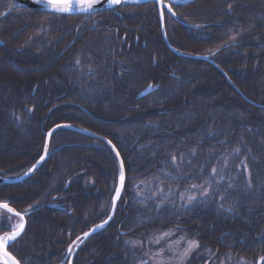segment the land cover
Wrapping results in <instances>:
<instances>
[{
	"label": "trees",
	"instance_id": "trees-1",
	"mask_svg": "<svg viewBox=\"0 0 264 264\" xmlns=\"http://www.w3.org/2000/svg\"><path fill=\"white\" fill-rule=\"evenodd\" d=\"M173 11L164 28L181 55L153 2L61 17L0 0V175L32 166L63 123L111 141L123 161L115 215L72 264H151V240L171 231L198 245L187 264L264 256V0ZM209 54L225 75L184 57ZM149 85L158 89L139 99ZM48 153L30 179L0 187V203L25 214L8 248L21 264H61L112 207L119 168L105 143L60 129Z\"/></svg>",
	"mask_w": 264,
	"mask_h": 264
},
{
	"label": "snow or ice",
	"instance_id": "snow-or-ice-1",
	"mask_svg": "<svg viewBox=\"0 0 264 264\" xmlns=\"http://www.w3.org/2000/svg\"><path fill=\"white\" fill-rule=\"evenodd\" d=\"M37 2L43 3L46 8H50L53 13L61 17H64L66 14H71L75 11H79L80 13L91 14L97 10L98 5L101 7L104 6V0H37ZM106 3L108 7H112L120 5L122 3V0H106ZM154 3L157 6L161 20L164 19L165 11L171 13L173 16L175 15V12L173 11V3H166V0H154ZM77 63H79V60H77ZM57 127H60V125H57ZM51 135V132L47 133V136L50 137ZM108 143L111 145L112 142L108 141ZM112 148L115 151V145H112ZM235 151L239 155L241 150L238 147L235 149ZM246 151H250V149H246ZM44 153V155H41L39 157L36 164H33V166L29 169V173L34 172L37 168V165L44 161L46 155L48 154L47 143H45L44 145ZM116 155L117 157H119L120 153L116 152ZM172 160L173 163H175L176 157H173ZM241 163L243 164L244 168L243 174L248 177V179L246 180V185L251 189L254 183L251 178V170L249 169V166L245 161H241ZM212 172L214 175L217 174V170L215 168L212 169ZM25 175H28V173H25ZM124 178L125 172L123 162H121V168L118 177L120 186L115 189V199H119L121 197V189L123 187ZM192 187L195 188L197 186L192 185ZM229 187H231V185H229ZM203 195L207 197L209 194L205 191ZM115 199L113 201V205H115ZM195 200L196 197L192 196L189 198L188 203L191 204ZM221 207H223V205H221ZM0 209L4 210L8 214L14 215L15 217H19L21 221L24 220V215L19 211H14V209L10 207V203H0ZM227 211H231V209L229 208L227 209ZM111 219L112 217L109 216L108 220ZM108 220H105L103 224L97 225L96 228L92 229V232L104 228V225L108 223ZM24 228L25 224L21 222L15 229H9L8 234L0 236V264H21V261L12 256L6 249L14 247L15 244L18 243V238L21 237ZM91 234V232H84L83 236L84 238H87ZM76 239L81 240V237L77 236ZM76 247H79V244H76ZM193 247H198V245L194 241H189V250H191V248ZM67 251L69 254L73 252V248L71 245L68 247ZM185 255H187V253H185ZM69 264H71L70 261ZM257 264H264V256L259 257Z\"/></svg>",
	"mask_w": 264,
	"mask_h": 264
},
{
	"label": "water",
	"instance_id": "water-1",
	"mask_svg": "<svg viewBox=\"0 0 264 264\" xmlns=\"http://www.w3.org/2000/svg\"><path fill=\"white\" fill-rule=\"evenodd\" d=\"M12 1L16 4V8H26V9L34 10V11L41 12V13H47V14L57 15V14L53 13V12L51 11L50 8H46V7L44 6L43 3H38L37 0H12ZM191 1H193V0H183V1H172V0H168V2H166V3L184 4V3L191 2ZM143 2H154V0H122V3H121L120 5H116V6H112V7H108V6H107V3H106V0H104V6L101 7V6L98 5V6H97V10H96L95 12L91 13V14L80 13L79 11H75V12H73V13H71V14H66L65 16H93V15H95V14L105 13V12H108V11H111V10H115V9L122 8V7H126V6L136 5V4H140V3H143ZM166 12H167V11H166ZM169 14H170L175 20H177L176 15L173 16L171 13H169ZM159 20H160L161 35H162V37H163V40H164L165 44L167 45V47H168L172 52H174V53H176V54H178V55H181L179 52H177L175 49H173V48L171 47V45H170V43H169V41H168V38H167V36H166L165 30H164L163 20L160 19V16H159ZM212 56H213V55H184V57H186V58H191V59H193V60L207 61V62L213 64L217 69H219V70L222 72V74L225 75V73L223 72V70L220 69V68H219V67H218V66H217V65L211 60ZM157 89H158V86H152V85H149L144 91H142V92L139 94L138 98L140 99V98H142V97H145V96H147L148 94H150V93L156 91ZM59 125H60V127H57V125H56V126L52 127L48 132H51L52 135H53L56 131H58V130H60V129H65V130H69V131H73V132H76V133H79V134L85 135V136L90 137V138H94V139L100 140V141H102L103 143H105V144L109 147V149L112 151V153L114 154V156L116 157V160H117V163H118V168H119V171H120V168H121V162H123V161H122V158H121L120 155H119V157H117L116 152H118V151H117L116 148H115V151L113 150V148H112V145H113V144L111 143V145H110V144L108 143L109 140L105 139L104 137H102V136H100V135H97V134H95V133H92V132H90V131H87V130H85V129H81V128L74 127V126H72V125H70V124H64V123H63V124H59ZM48 132H47V133H48ZM47 133L45 134V135H46V137H45V143L48 144V150H49V143H50V138H51L52 135L49 137V136H47ZM44 145H45V144H44ZM44 154H45V153H44V147H43V151H42V154H41V155H44ZM47 156H48V154L46 155L44 161L46 160ZM44 161H42L40 164L37 165V168H36V170H35L34 172L29 173V169L33 166V165H32V166H31V167L25 172V173H28V175H25V173H23L22 175H20V176H18V177H15V178H3V177H0V184H4V183H7V184H10V183H17V182H21V181H23V180H25V179H27V178L33 176V175L38 171V169L41 167V165L43 164ZM36 162H37V161H36ZM36 162H35L34 164H36ZM123 167H124V166H123ZM124 172H125V170H124ZM118 177H119V175H118ZM124 183H125V178H124ZM124 183H123V187H124ZM119 186H120V184H119V179H117V185H116V188L119 187ZM123 187H122V189H121V193H122V191H123ZM114 199H115V193H114V196H113V199H112V209H111V213H110V215H109V216L112 217V219H113V217H114V215H115L116 206H117V203H118V201H119V199H115V205H113V201H114ZM0 210H2V209H0ZM14 211H15V210H14ZM10 215H12V214H10ZM13 216H14V215H13ZM112 219H111V220H112ZM106 220H108V218H107ZM111 220H108V223L105 224L104 227H105L106 225H108L109 222H110ZM22 222L25 224V219H24ZM103 223H104V222H103ZM103 223H102V224H103ZM94 228H96V227H93L92 229H94ZM92 229H90V231H88V232H91V233H92L91 235H93L95 232L101 230V229H99V230H97V231H95V232H92ZM24 230H25V228H24ZM24 230H23V232H24ZM23 232H22V234H23ZM91 235H89L87 238H89ZM82 237H83V240L79 243V247H80V246L82 245V243L87 239V238H84L83 235H82ZM79 247H75V249H74V251H73V253H72V255H71L70 259H69V261L71 262V264H72V261H73L74 255H75L76 252L78 251ZM6 250H7V249H6ZM65 261H66V259L63 261L62 264H64ZM68 264H69V263H68Z\"/></svg>",
	"mask_w": 264,
	"mask_h": 264
},
{
	"label": "rangeland",
	"instance_id": "rangeland-1",
	"mask_svg": "<svg viewBox=\"0 0 264 264\" xmlns=\"http://www.w3.org/2000/svg\"><path fill=\"white\" fill-rule=\"evenodd\" d=\"M2 234V233H0ZM189 241L184 236H177L175 232L162 234L150 242V248L146 252V257L151 264H187V261L197 247L189 250ZM187 253V255H185ZM245 264V261L221 260L218 264Z\"/></svg>",
	"mask_w": 264,
	"mask_h": 264
},
{
	"label": "bare ground",
	"instance_id": "bare-ground-1",
	"mask_svg": "<svg viewBox=\"0 0 264 264\" xmlns=\"http://www.w3.org/2000/svg\"><path fill=\"white\" fill-rule=\"evenodd\" d=\"M11 2H12V4L14 5V7L16 8V4L12 1V0H10ZM172 1H179V0H172ZM20 9H26V8H20ZM26 10H29V11H33V12H37V11H34V10H30V9H26ZM37 13H41V12H37ZM0 45L2 46V45H4V42L2 41V39L0 38ZM186 58V57H185ZM187 59H191V58H187ZM222 73V72H221ZM147 88V87H146ZM146 88H144V89H142L141 91H140V93L142 92V91H144ZM139 93V94H140ZM151 94V93H150ZM149 95V94H148ZM147 95V96H148ZM139 96V95H138ZM146 97V96H145ZM142 98H144V97H142ZM141 99V98H140ZM59 125V124H58ZM96 134V133H95ZM98 135V134H97ZM45 137H46V135H45ZM52 137V136H51ZM50 140H51V138H50ZM45 144V143H44ZM49 146H50V143H49ZM43 151V150H42ZM49 151V150H48ZM42 154V153H41ZM48 155H49V153H48ZM41 156V155H40ZM47 158H48V156H47ZM46 158V159H47ZM39 159V158H38ZM31 167V166H30ZM29 167V168H30ZM28 168V169H29ZM27 169V170H28ZM27 170H25L23 173H25ZM23 173H21V174H19V175H15V176H11V177H3V176H1L0 175V177H3V178H15V177H18V176H20V175H22ZM36 174V173H35ZM34 174V175H35ZM33 175V176H34ZM32 177V176H31ZM31 177H29V178H27V179H25V180H23V181H21V182H17V183H10V184H7V183H4V184H0V187L1 186H5V185H16V184H20V183H23L24 181H26V180H28V179H30ZM117 185V184H116ZM116 189V188H115ZM115 193V192H114ZM1 203H6V202H1ZM11 207V206H10ZM51 208H56L57 206L55 205V204H52L51 206H50ZM13 208V207H12ZM14 209V208H13ZM111 209H112V207H111ZM15 210V209H14ZM15 211H17V210H15ZM116 212V211H115ZM23 215H24V219H25V214H24V212H21ZM110 213H111V211H110ZM110 215V214H109ZM0 216H1V219H0V229H1V221H2V218H4V219H6V222H5V227H8V230L9 229H15L22 221L20 220V218L19 217H15V216H13V215H10V214H8V213H6L5 211H0ZM109 217V216H108ZM111 222V221H110ZM109 222V223H110ZM102 224V223H101ZM97 226V225H96ZM95 226V227H96ZM107 226V225H106ZM106 226L104 227V228H102L101 230H99V231H97V232H95L93 235H95L96 233H99V232H101V231H103L105 228H106ZM25 228H26V219H25ZM92 229V228H91ZM25 231V230H24ZM90 231V230H89ZM88 232V231H87ZM24 233V232H23ZM5 234H8V232L7 233H4L3 235H5ZM120 234H122V235H125V234H127L126 232H120ZM22 235V234H21ZM93 235H91V236H93ZM88 239V238H87ZM86 239V240H87ZM83 240V237L81 238V240H78V242L77 243H75V246H76V244H79L81 241ZM85 240V241H86ZM84 241V242H85ZM83 242V243H84ZM82 243V244H83ZM82 246V245H81ZM80 246V247H81ZM80 247H79V249H80ZM78 249V250H79ZM7 250H8V248H7ZM10 253V252H9ZM11 254V253H10ZM12 255V254H11ZM13 256V255H12ZM68 262H69V259L67 260Z\"/></svg>",
	"mask_w": 264,
	"mask_h": 264
},
{
	"label": "flooded vegetation",
	"instance_id": "flooded-vegetation-1",
	"mask_svg": "<svg viewBox=\"0 0 264 264\" xmlns=\"http://www.w3.org/2000/svg\"><path fill=\"white\" fill-rule=\"evenodd\" d=\"M3 219V218H2ZM4 220H6V219H4ZM1 223H2V221H1Z\"/></svg>",
	"mask_w": 264,
	"mask_h": 264
}]
</instances>
